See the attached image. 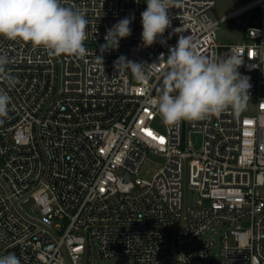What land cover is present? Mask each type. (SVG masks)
Returning <instances> with one entry per match:
<instances>
[{
  "label": "built area",
  "instance_id": "2783aa9c",
  "mask_svg": "<svg viewBox=\"0 0 264 264\" xmlns=\"http://www.w3.org/2000/svg\"><path fill=\"white\" fill-rule=\"evenodd\" d=\"M62 3L85 12L84 57L0 36L6 74L16 80L9 86L0 76L10 97L0 118V256L82 264L94 240L101 257L133 264H264V0L216 20L208 13L214 0H172L170 26L147 47L146 0ZM254 8L258 18L240 41H217L221 22ZM133 16L131 34L102 47L108 30ZM179 36L209 59L242 54L238 71L251 84L243 109L166 123L149 105ZM121 56L144 63L145 78L116 65ZM184 179L199 197L185 208ZM208 231L219 233L218 248L214 237L202 239Z\"/></svg>",
  "mask_w": 264,
  "mask_h": 264
},
{
  "label": "clouds",
  "instance_id": "9594fccd",
  "mask_svg": "<svg viewBox=\"0 0 264 264\" xmlns=\"http://www.w3.org/2000/svg\"><path fill=\"white\" fill-rule=\"evenodd\" d=\"M171 3L172 0H146L147 7L141 13L145 47L156 43L170 26ZM132 19L134 16L125 17L114 24L105 37L107 45L102 47L109 45V38L118 47L119 40L131 34ZM88 23L83 10L65 6L62 0H0V36L43 46L53 55L84 57ZM159 42L165 43L163 39ZM163 59L161 54L160 61ZM121 61L137 78H145L144 63L121 56L116 65ZM242 62V54H231L219 61L206 58L196 52L192 37L179 36L166 59L167 70L162 73L160 94L148 103L158 109L166 123L219 116L229 107L243 109L251 84L249 78L238 71ZM9 63L8 55L0 53V76L9 86H14L15 77L6 74ZM9 103V95L0 89V118L8 115ZM257 182L264 184V174L257 177ZM0 264H21V261L14 253H9L0 256Z\"/></svg>",
  "mask_w": 264,
  "mask_h": 264
},
{
  "label": "rangeland",
  "instance_id": "374dc122",
  "mask_svg": "<svg viewBox=\"0 0 264 264\" xmlns=\"http://www.w3.org/2000/svg\"><path fill=\"white\" fill-rule=\"evenodd\" d=\"M247 0H214V5L209 10V16L213 20H216L220 17H223L230 11L234 10L235 8L239 7L240 5L244 4ZM251 9L248 12H245L243 15L227 19L224 22H221L216 27V38L219 43H227V42H238L243 38L244 35V28L245 25L251 24L252 20L258 18V10ZM261 94L264 95V87L261 88ZM150 158L153 160H160L154 155H150ZM151 168V164H144L143 171L141 172L142 176H148L145 171ZM198 194L190 189L187 186L185 179L183 180V192H182V206L183 208L194 204L198 199ZM27 207L28 204H27ZM214 237L216 247L220 246L219 241V233L208 231L202 235V239L208 237ZM199 240H196L198 242ZM96 259L99 260L98 264H133L131 258L126 256H112V257H101L97 245L94 240L90 241L88 251L83 256V263L82 264H96ZM158 264H171L168 261L160 262Z\"/></svg>",
  "mask_w": 264,
  "mask_h": 264
},
{
  "label": "snow or ice",
  "instance_id": "6c2138e0",
  "mask_svg": "<svg viewBox=\"0 0 264 264\" xmlns=\"http://www.w3.org/2000/svg\"><path fill=\"white\" fill-rule=\"evenodd\" d=\"M145 131H147V130H145ZM149 135H151V133H149ZM159 139H160V142H161V143L164 142L163 137H160Z\"/></svg>",
  "mask_w": 264,
  "mask_h": 264
},
{
  "label": "trees",
  "instance_id": "16d2710c",
  "mask_svg": "<svg viewBox=\"0 0 264 264\" xmlns=\"http://www.w3.org/2000/svg\"><path fill=\"white\" fill-rule=\"evenodd\" d=\"M254 9H257L258 10V13H259V9L258 8H254ZM257 10H256V12H257Z\"/></svg>",
  "mask_w": 264,
  "mask_h": 264
},
{
  "label": "water",
  "instance_id": "95a60500",
  "mask_svg": "<svg viewBox=\"0 0 264 264\" xmlns=\"http://www.w3.org/2000/svg\"><path fill=\"white\" fill-rule=\"evenodd\" d=\"M96 263H97V261H96Z\"/></svg>",
  "mask_w": 264,
  "mask_h": 264
}]
</instances>
